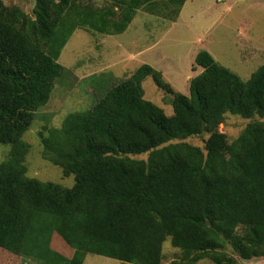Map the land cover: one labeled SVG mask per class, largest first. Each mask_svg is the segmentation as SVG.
<instances>
[{
    "label": "trees",
    "instance_id": "16d2710c",
    "mask_svg": "<svg viewBox=\"0 0 264 264\" xmlns=\"http://www.w3.org/2000/svg\"><path fill=\"white\" fill-rule=\"evenodd\" d=\"M109 1L34 0L28 14L0 0V144L10 145L0 163V264H84L89 253L161 264L168 238L183 254L172 264L264 256V64L245 81L202 50L189 95L143 64L91 109L40 132L44 159L73 186L29 176L24 134L69 71L59 58L74 32L121 34L141 7L180 12L186 0ZM150 76L173 93L172 115L144 97ZM227 113L257 119L229 141L219 130ZM203 133L204 148L185 141Z\"/></svg>",
    "mask_w": 264,
    "mask_h": 264
},
{
    "label": "rangeland",
    "instance_id": "374dc122",
    "mask_svg": "<svg viewBox=\"0 0 264 264\" xmlns=\"http://www.w3.org/2000/svg\"><path fill=\"white\" fill-rule=\"evenodd\" d=\"M104 7L109 0H85ZM7 6H17L32 14L34 0H4ZM179 12L178 5L155 10L141 7L127 30L108 35L88 29H77L59 62L68 73L60 79L50 101L35 113L24 140L30 144L26 158L29 176L71 187L74 176L65 177L63 170L44 159L40 132L48 127H61L73 112L91 109L116 84L130 77L143 64L159 71L176 92L189 95L190 82L202 68L195 64L196 55L206 50L223 66L247 81L264 64V0H186ZM144 97L173 114V93L160 88L152 76L143 82ZM227 113L219 130L229 141L237 138L253 120ZM209 134L203 133L185 141L204 148ZM10 145L0 144V163L9 153ZM147 159L148 154L136 157ZM53 247L65 255L71 251L62 242L53 240ZM232 252L231 248L228 249ZM168 238L163 246L161 264H172L182 258ZM243 264H264V256ZM14 264H43L31 257H19ZM84 264H133L113 258L87 254ZM196 264H214L209 259Z\"/></svg>",
    "mask_w": 264,
    "mask_h": 264
}]
</instances>
